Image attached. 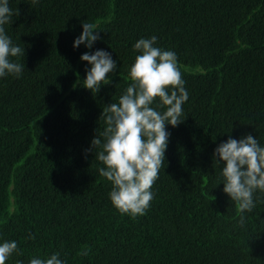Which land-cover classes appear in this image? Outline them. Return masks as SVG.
I'll use <instances>...</instances> for the list:
<instances>
[{
    "label": "trees",
    "instance_id": "trees-1",
    "mask_svg": "<svg viewBox=\"0 0 264 264\" xmlns=\"http://www.w3.org/2000/svg\"><path fill=\"white\" fill-rule=\"evenodd\" d=\"M10 7L19 15L6 31L25 47V70L0 78V239L18 241L23 255L6 264L57 251L67 264H264V194L239 226L213 157L229 135L251 133L264 144V0H10ZM83 22L100 30L92 49L73 47ZM152 35L177 53L189 99L185 120L167 125L150 207L132 217L113 205L98 149L87 150L105 127L103 108L131 82L133 44ZM96 49L109 51L118 68L92 93L80 56Z\"/></svg>",
    "mask_w": 264,
    "mask_h": 264
},
{
    "label": "clouds",
    "instance_id": "clouds-1",
    "mask_svg": "<svg viewBox=\"0 0 264 264\" xmlns=\"http://www.w3.org/2000/svg\"><path fill=\"white\" fill-rule=\"evenodd\" d=\"M18 15L19 9L10 7V0H0V78H20L25 70V63L19 62L20 57H25V47L15 43L6 31V25ZM82 28L73 47L83 44L92 49L94 42L102 39L100 30L92 22H83ZM157 40L152 35L133 44L139 54L129 69L131 82L116 102L103 108L105 127L87 150L98 149L95 157L103 164L98 168L99 174L112 185L109 197L122 214L132 217L145 215L150 207L154 198L152 186L164 166L171 135L167 125L176 127L185 120L183 105L189 99L177 53L156 46ZM80 59L87 62L83 83L92 93L112 82L118 63L109 51H86ZM213 157L221 166L223 191L238 206L237 223L244 227L247 214L256 209L260 194H264V144L251 133L239 139L229 135L214 149ZM27 238L34 239V234ZM14 253L23 255L18 241L0 239V264H6ZM16 264L25 262L18 259ZM28 264H67V260L57 251L43 258L32 256Z\"/></svg>",
    "mask_w": 264,
    "mask_h": 264
}]
</instances>
